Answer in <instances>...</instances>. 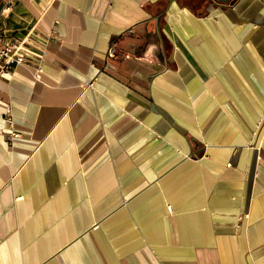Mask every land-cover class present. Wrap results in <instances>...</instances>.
<instances>
[{"label":"crops","instance_id":"obj_1","mask_svg":"<svg viewBox=\"0 0 264 264\" xmlns=\"http://www.w3.org/2000/svg\"><path fill=\"white\" fill-rule=\"evenodd\" d=\"M26 37L0 264H264V0H0Z\"/></svg>","mask_w":264,"mask_h":264},{"label":"built area","instance_id":"obj_2","mask_svg":"<svg viewBox=\"0 0 264 264\" xmlns=\"http://www.w3.org/2000/svg\"><path fill=\"white\" fill-rule=\"evenodd\" d=\"M20 1V0H16ZM32 42L28 37L18 40V39H8L6 41L0 40V78L10 77L15 68L19 65L33 66L40 72V68L45 56V51L39 56H32L29 49H32ZM130 57L129 54L126 55ZM108 57L110 59H116L119 57L118 45L113 44L108 50ZM9 132V140L13 142L19 137V133L13 129V121L11 117L8 116L7 121Z\"/></svg>","mask_w":264,"mask_h":264},{"label":"rangeland","instance_id":"obj_3","mask_svg":"<svg viewBox=\"0 0 264 264\" xmlns=\"http://www.w3.org/2000/svg\"><path fill=\"white\" fill-rule=\"evenodd\" d=\"M203 1H206V0H203Z\"/></svg>","mask_w":264,"mask_h":264}]
</instances>
